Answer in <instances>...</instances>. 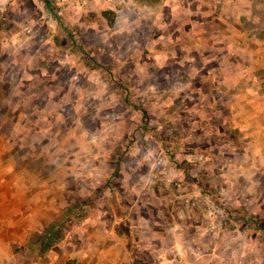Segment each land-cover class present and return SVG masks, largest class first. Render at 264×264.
<instances>
[{"label": "rangeland", "instance_id": "obj_1", "mask_svg": "<svg viewBox=\"0 0 264 264\" xmlns=\"http://www.w3.org/2000/svg\"><path fill=\"white\" fill-rule=\"evenodd\" d=\"M0 264H264V0H0Z\"/></svg>", "mask_w": 264, "mask_h": 264}, {"label": "trees", "instance_id": "obj_2", "mask_svg": "<svg viewBox=\"0 0 264 264\" xmlns=\"http://www.w3.org/2000/svg\"><path fill=\"white\" fill-rule=\"evenodd\" d=\"M60 223V222H59ZM58 223H50L48 227H46L42 233L39 235L41 238L42 245H40V251L39 255L43 254L45 250H42V248H47L53 240H57L60 237V234H58V229H57ZM135 263H138L137 260ZM140 263V262H139Z\"/></svg>", "mask_w": 264, "mask_h": 264}]
</instances>
